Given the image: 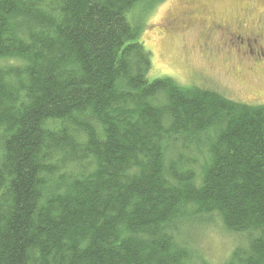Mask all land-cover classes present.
Instances as JSON below:
<instances>
[{
	"label": "trees",
	"instance_id": "obj_1",
	"mask_svg": "<svg viewBox=\"0 0 264 264\" xmlns=\"http://www.w3.org/2000/svg\"><path fill=\"white\" fill-rule=\"evenodd\" d=\"M164 0H0V264H264V105L149 79Z\"/></svg>",
	"mask_w": 264,
	"mask_h": 264
},
{
	"label": "rangeland",
	"instance_id": "obj_2",
	"mask_svg": "<svg viewBox=\"0 0 264 264\" xmlns=\"http://www.w3.org/2000/svg\"><path fill=\"white\" fill-rule=\"evenodd\" d=\"M182 0H164L143 16L141 39L149 51L152 69L149 79L168 77L180 86L214 91L234 102L264 105V73L233 68L230 61L210 59L199 47L198 28L174 33L165 27L177 15ZM210 5L215 16L227 20L236 14L232 0H200ZM233 7V10H232ZM260 9H255L258 15ZM179 14V13H178ZM194 20L198 21V17ZM197 23V22H196ZM200 27V24L197 25ZM188 241L200 259L210 264H222L233 248L244 245V237L224 229L214 220L209 225H197L188 232Z\"/></svg>",
	"mask_w": 264,
	"mask_h": 264
},
{
	"label": "flooded vegetation",
	"instance_id": "obj_3",
	"mask_svg": "<svg viewBox=\"0 0 264 264\" xmlns=\"http://www.w3.org/2000/svg\"><path fill=\"white\" fill-rule=\"evenodd\" d=\"M232 3L236 14L227 20V11L224 18L218 19L210 5L200 0H182L179 14L167 21L165 27L174 33L196 27L204 55L221 58L224 64L230 61L233 68L264 73V0H232ZM256 8L260 9L258 15L254 13Z\"/></svg>",
	"mask_w": 264,
	"mask_h": 264
}]
</instances>
